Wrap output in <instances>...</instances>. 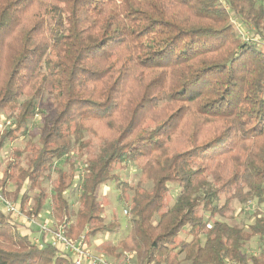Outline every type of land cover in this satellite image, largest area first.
I'll use <instances>...</instances> for the list:
<instances>
[{
  "label": "trees",
  "instance_id": "trees-1",
  "mask_svg": "<svg viewBox=\"0 0 264 264\" xmlns=\"http://www.w3.org/2000/svg\"><path fill=\"white\" fill-rule=\"evenodd\" d=\"M262 44L263 0H0V154L23 142L1 191L37 217L50 200L66 234L88 241L118 226L98 195L115 181L132 191L130 231L108 254L264 264ZM130 163L133 186L118 174ZM26 225L0 209V264H73Z\"/></svg>",
  "mask_w": 264,
  "mask_h": 264
},
{
  "label": "rangeland",
  "instance_id": "rangeland-1",
  "mask_svg": "<svg viewBox=\"0 0 264 264\" xmlns=\"http://www.w3.org/2000/svg\"><path fill=\"white\" fill-rule=\"evenodd\" d=\"M264 1V0H263ZM234 25L237 29V31L244 36L245 38H248L251 36L249 33V29L246 25L240 24L238 21L234 20ZM264 47V45L262 44ZM6 115L5 113L1 114L0 117V128L3 127V121H5ZM35 118V117H34ZM12 122V120L10 119ZM36 125V122H35ZM33 124V127H35L32 131L35 133H39L38 125L35 126ZM92 150H95V147L97 146V141L92 140ZM11 145H16L18 147L23 146V142L21 140L16 141L13 144H8L5 146L3 151L0 154V172L2 171L3 167H5V161H7V158L9 157V153L11 152ZM134 163H130L127 168H121L119 169V176L122 181H126L128 185L133 186L135 185L139 180V173L137 171V168L134 167ZM80 168V167H79ZM53 177H56V174L53 175ZM47 187H50V184H47ZM178 192V189L175 185H171V191H170V197L169 201L173 202L175 199V194ZM78 189H77V181L74 182V185L71 189L69 199L71 201V204L74 208H78L77 204V198H78ZM99 199L101 200L102 204L104 205V212L103 215L106 218L107 221L116 219L118 221V226L108 232L100 233L98 235H95L93 237H90L89 240H86V247L89 251H91L94 255H99L101 257H104L106 260H108L111 264L112 262L118 261L121 264H130L128 261L133 263L131 259H129L130 253H122L121 255L117 256L116 252L114 254H108L106 251L110 248L109 245H117V243L125 238V236L130 231V224H129V205L131 203V196L132 191L129 189V187H125L124 189H121L118 187L117 183L115 181H109L106 184H103L99 191ZM234 208L239 209L240 204L237 200H234L233 202ZM254 206H256L255 203L250 205L249 211L252 212L254 209ZM235 218L231 220V223H243L241 220L244 218L242 214L234 215ZM36 218V217H35ZM36 220L40 223L48 222L50 226L55 227V220L52 218L51 213V202L50 200L46 202L43 211L41 214L36 218ZM31 226H36L37 229L39 226L36 223H33ZM248 250L252 251H259V245H258V239L253 238L248 243ZM118 251V250H116ZM116 255V256H115ZM117 258V259H114ZM111 260V261H110Z\"/></svg>",
  "mask_w": 264,
  "mask_h": 264
},
{
  "label": "built area",
  "instance_id": "built-area-1",
  "mask_svg": "<svg viewBox=\"0 0 264 264\" xmlns=\"http://www.w3.org/2000/svg\"><path fill=\"white\" fill-rule=\"evenodd\" d=\"M6 124H11V121H6ZM0 209L11 213L14 217L25 224L28 227H31L33 223H36L39 228V232L41 235H46L47 240L51 242L53 245L59 247L61 250L68 251L72 258L73 264H111L108 260L104 257L94 255L91 251H89L86 247V230L82 233L78 238L74 239L66 234V226L68 223L65 221L62 223L55 222V227L50 226L48 222L40 223L36 220L37 216L35 215H28L24 211H22L13 200L8 199L5 197L3 192L0 188ZM36 217V218H35ZM41 238L34 237L35 243H40ZM133 254L130 253L129 259ZM130 264V261H128Z\"/></svg>",
  "mask_w": 264,
  "mask_h": 264
},
{
  "label": "crops",
  "instance_id": "crops-1",
  "mask_svg": "<svg viewBox=\"0 0 264 264\" xmlns=\"http://www.w3.org/2000/svg\"><path fill=\"white\" fill-rule=\"evenodd\" d=\"M27 226V225H26ZM28 231L29 230H35L33 233H32V236L33 237H36V236H38L39 235V231H38V229H37V227L36 226H31V227H28V229H27ZM114 259H117V258H114ZM111 261V260H110ZM113 264H121V263H119L118 261H115V262H112ZM86 264H87V262H86Z\"/></svg>",
  "mask_w": 264,
  "mask_h": 264
}]
</instances>
